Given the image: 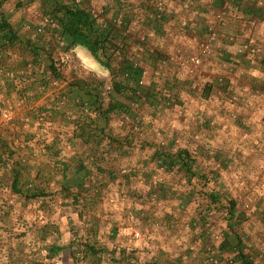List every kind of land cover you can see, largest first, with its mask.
Wrapping results in <instances>:
<instances>
[{
	"label": "crops",
	"instance_id": "0c3cea01",
	"mask_svg": "<svg viewBox=\"0 0 264 264\" xmlns=\"http://www.w3.org/2000/svg\"><path fill=\"white\" fill-rule=\"evenodd\" d=\"M127 1L124 18L132 37L126 55L135 59L143 71L150 75L144 83L150 89L158 88L156 81L159 75H153V69L164 57L163 53L174 48H181L187 54L194 53L197 40L205 36L210 23L216 24L225 36L220 41L224 49L215 50L197 75L186 83L185 91L188 89L190 92L193 91L190 87L197 81L203 84L204 95L200 98L201 101L195 104L192 101L184 102L183 106L167 110L168 113L165 114L169 120L166 128L176 124L172 127L176 129L175 134L181 130L179 134L183 143H179V146H190V150L198 151L204 148V153L213 155L209 156L210 162L217 166L218 179L224 185L231 184L232 192L240 203L236 201V210L241 204H251L253 215H245L243 218V222L249 226L247 233L238 229L239 221L242 220L240 211L233 230L238 232L245 245L248 242L253 244L252 252L260 253L262 259L259 264H264V63L261 60L264 57V0ZM158 10L163 11V19L160 21L154 18ZM132 12H135L133 19ZM140 17L144 18V24L137 23ZM106 19L114 21L115 18L108 15ZM122 29L116 28L119 38ZM141 34L160 44L162 53L156 55L159 58L148 55L145 45L138 47ZM246 35H253L261 48L255 59L249 54L236 52V45ZM137 56L141 57L139 61ZM101 67L104 72L99 75L105 81H110L109 70L102 65ZM162 75L164 80L165 73ZM176 87L171 85L169 88L175 92L178 89ZM177 91L181 92V89ZM77 95L80 97L79 93ZM231 97H234L233 101L230 100ZM62 98L67 99V94ZM152 98L154 96L149 97V101ZM141 100L145 103L147 101ZM111 117L119 124L111 127L113 132L123 135L133 132L130 116L122 113L121 116L112 114ZM144 117L142 131L153 132L152 127L156 125L153 121L156 119L152 117L153 124L149 128L146 125H150V116ZM201 123H204L203 132ZM194 124L196 130L193 129ZM200 132L201 137L196 138ZM173 134L174 131H170L167 138L173 140ZM184 135L191 140L184 142ZM129 148L128 144L123 147L126 152ZM167 150L170 151L164 147V151ZM130 161V157L124 159V162ZM142 162L148 163V160L144 158ZM156 170L154 168L151 171L154 173ZM147 176L145 179L150 178ZM159 187L162 191L165 185L159 182ZM83 188L85 189L72 187L71 193L67 194L61 192L58 186L55 195L49 193L41 197L40 226L34 240L28 238V233L25 232L2 243L0 264H72L74 260H78L76 251L79 250L83 253L79 259L83 264H104L105 260L106 264H204V248L212 245L209 243L211 238L206 239V234H203L205 228L191 224L189 212L181 211L179 207L171 206L162 211L152 201L141 203V199L129 196L141 192L139 189L147 188L143 179L138 184H133L130 175L107 177L104 180L99 175H85ZM176 190V197H180L181 193H177L178 188ZM105 193L111 194L114 200L116 197L117 201L124 199L117 203H101ZM60 199L64 206L58 204ZM86 216L85 223L81 218ZM224 225L228 228V223ZM136 230L140 232V237L133 236ZM83 231L87 238L85 244L79 246L72 235ZM222 241L223 238L220 242ZM29 242L36 248L30 249ZM227 252L233 253L235 264H241L234 251H223V254ZM210 261L216 264L212 259ZM218 264L223 262L219 261Z\"/></svg>",
	"mask_w": 264,
	"mask_h": 264
},
{
	"label": "rangeland",
	"instance_id": "374dc122",
	"mask_svg": "<svg viewBox=\"0 0 264 264\" xmlns=\"http://www.w3.org/2000/svg\"><path fill=\"white\" fill-rule=\"evenodd\" d=\"M22 1L24 5L22 10L16 5V0H9L3 11L9 18L10 23L18 30L22 39L26 40L30 38L33 25L37 23L45 12L42 11L44 7L41 6L38 0ZM106 3L107 0H89V5L92 9L102 10ZM128 10L130 11V9ZM102 12L104 11L102 10ZM125 12L123 9H120L119 16L124 15ZM107 13L109 16L112 14L109 12ZM134 13L132 12L131 14ZM139 15L143 16L141 14ZM131 18L133 19L134 16ZM137 23L139 25L144 24L140 23L138 20ZM39 37L46 46L49 44L47 41H53L54 45L52 44V46L56 56L61 57L63 53L68 52L71 54V57L70 61L66 62V65L61 68L63 78L56 81L52 80L54 77L49 74L45 62L42 63L40 70H37L36 75H31L32 77L29 78L27 74L29 73L28 66L30 65L25 69L21 62L23 57H29L24 44L16 43L6 50L7 58L3 60L5 64H3L0 69V139H5L6 143L10 145L12 152L10 156L11 160L8 163H2L0 161V245L6 243L9 239L12 240V238L19 237L22 235L21 233L25 234V232L28 233V238L34 240L36 230L40 226L41 214L39 209L42 206L40 202L41 197L26 199L22 195L12 193V167L15 166L18 170L19 184L22 188L35 190L38 189V187H43L48 190L50 194L55 195L56 189L58 188L55 181L60 178L57 168L60 167L59 161L64 159L71 166L76 165L79 161H84L89 165V176L95 177L99 175L103 180L107 177L123 176L124 174L121 172L122 167H135L136 171L131 175L133 184L134 182L138 184V181H142L143 179L147 188L145 190L138 188L141 192H135L129 196L141 199V203H150L152 201L153 205L162 211L166 208H171V206L179 207L181 211H188L189 215H191L189 216V222L195 226L201 225L204 227L205 229L202 231L203 234H206V239L211 238L209 242L212 244L211 247L208 248V246H206L203 252L204 264H212L210 260L218 258L216 257V250L218 247L220 248L221 243L218 238H223L222 232L227 229L224 225V223H227L226 207L230 199L238 203L239 201L235 197L236 195L234 192H232L233 189L231 184L225 183L224 185V183L218 179L219 172L217 166L213 164V162H210L209 156H213L212 154L209 155L204 153V148L198 151L196 149L190 150V146H187L189 149L184 146H179V143H183L182 137L179 134L181 130L179 129L180 131L178 130V134H175L176 129L172 127L174 125L176 126V124L166 128V126H168L169 117L165 114L168 113L167 110L170 108L177 107L178 105L183 106L184 102L188 103V101H192L194 104L200 102V98L204 95L202 92L203 84L197 81L198 83L196 82L194 86L192 85V87H190L191 90H193L192 92L188 89L185 91L187 82H173V78H171L172 71L170 69L165 73V78L163 80L162 72L159 71L160 65L157 64L153 69V75H159L156 81L158 88H156L152 94L154 98L150 101H146V103L142 101L141 106L143 122L145 120V115L150 116V125H146L147 127L151 128L150 126L153 124L152 117L156 119V121H153L156 124L152 127L153 132L145 133L141 129L138 136L134 134L132 139L128 138L127 140L132 142V145H129L130 148L126 152V150L123 149V147L127 145L125 135H118L117 131H112L111 133L115 136L116 143H114L115 145L110 143L111 145L109 144V146H107V155L105 156L107 159L103 160V164L100 166L104 172L102 170L99 171L95 163L96 160H98V158L94 157L95 153L83 144L82 140L76 136V132L74 131L78 129V121L85 119L84 113H86V110L81 108L82 100L77 95L79 90H77L75 86L77 81H89L91 78L104 79L99 75V73L104 72L102 70L103 68L89 50L83 46L78 45L75 48L76 54L75 52L73 53L72 50L64 49L63 45H59L57 33L54 31L46 30L39 35ZM148 38L147 35H145V41L143 42L140 41L139 36L138 41L140 44L138 47H140V45H145V49L148 50L147 53L149 55L153 53L150 52L149 46H153L152 44L156 42L151 39V37ZM129 41L130 38L125 39L124 52L128 50ZM43 55L42 60H44L45 57V54ZM137 58L138 61L141 59L140 56H137ZM149 58H151V56H149ZM42 76H44V79H42ZM145 76L144 83L150 75L148 76V73L145 72ZM159 79H161V83H159ZM166 79L173 83L172 85H176V88L181 89V92L177 91L178 89L172 92L170 88L166 86ZM64 94H67V99L65 100L62 98ZM82 97L84 99L87 98L83 94ZM104 103H106V101ZM86 107L88 109L89 106L87 105ZM173 111L176 112L177 110ZM4 112L7 113L8 116L3 115ZM143 122L141 123V127L144 124ZM99 124L101 125L102 123L99 122ZM201 124H203V132L204 123ZM107 125L108 127H113L119 124L117 120L111 119ZM193 129L196 130V124H194ZM170 131H174L172 135L174 139L171 138L173 140L167 138ZM94 133L98 132L96 131ZM155 133H157V135H155ZM94 135H97V139L94 141H102L100 134ZM201 135V132L198 133L196 138H200ZM184 136V142L191 140L186 135ZM176 138L181 141H176ZM162 141L166 144L165 149L168 148L170 152H175L180 148H184L191 154L195 159L193 168L194 175H186L178 165L168 164V167H164L161 163H157L153 155L155 150L157 148L159 149V143ZM114 152L118 153L117 157L114 156ZM129 157L131 161L124 162V159H128ZM144 158L148 160V163L142 162ZM154 168H157V170L153 173L151 170ZM151 173L152 175H150ZM146 176L150 178L145 179ZM103 182L106 185V182ZM159 182L165 185L162 191L160 190ZM173 187H176V189L178 188L179 191L177 193H181L180 197H176L175 194L177 190ZM136 189L137 187L134 188L135 191ZM211 193L216 194L218 199L215 201L211 199ZM111 196V194L105 193V195H103L104 198L102 197L101 199V203L105 201L110 202L109 198L113 200L110 203H117L124 199L120 198L117 201L115 195V200ZM251 198L254 199L255 197L251 196ZM247 200L248 199H246V201ZM248 201H250V199ZM251 201L253 202L254 200L251 199ZM58 204L60 206L65 205L61 199ZM245 209L246 204H241L238 206V211L236 210V212H242L240 216L242 220L239 221L240 225L238 229L240 232L246 234L249 226L246 222H243V218H245L247 213ZM81 219V221H85L86 223L87 216ZM236 221V218H232V222L236 223ZM85 223L83 224L85 225ZM25 226L27 228H24ZM207 231H209V233H207ZM79 238L80 240L76 242L79 246L84 245L87 238L85 234ZM218 241L220 242L219 244H217ZM28 245L30 249L36 248L31 242H29ZM251 249L252 250H248L245 247L246 253L253 251V247ZM3 250L2 247L1 251L3 252ZM76 253H80L81 256L83 254L81 250L76 251ZM45 255H47L46 250ZM224 255H230L234 258L232 252H227ZM218 261H221V259H218ZM75 262L76 260H74L72 264ZM106 262L105 260L104 264H106Z\"/></svg>",
	"mask_w": 264,
	"mask_h": 264
},
{
	"label": "trees",
	"instance_id": "16d2710c",
	"mask_svg": "<svg viewBox=\"0 0 264 264\" xmlns=\"http://www.w3.org/2000/svg\"><path fill=\"white\" fill-rule=\"evenodd\" d=\"M9 0H0V69L5 64L4 59L7 58L6 50L9 47L14 46L16 43L25 45L29 57H23L22 66L27 69L29 68V78L35 76L37 70H40L42 63L45 62L49 74L54 77L52 80L58 81L63 78L61 68L66 65L61 57L56 56L53 49V41L49 42L47 46L40 40L39 35L35 38L22 39L18 30L10 23L7 17L5 6ZM16 5L22 10L23 1L16 0ZM43 8L45 14L43 16L51 17L58 25V28L53 30L57 33V41L59 45H63L66 50H73L76 46L80 45L89 50L92 56L106 69L109 70L111 75V89L105 88L106 81L100 78H91L89 81H77L76 89L79 90L81 101V108L85 109V119L78 121L77 130H74L76 136L79 137L86 147H89L93 151L96 160V166L99 171L103 160H106L107 146L111 143L115 145L116 138L112 135V128L108 127V122L112 119V114H118L121 116L122 113L130 116L131 129L132 118L134 112L131 109V102L140 103L142 106L141 99L149 101V97L152 96V91L144 84H140L139 81L142 78L143 69L127 58L124 52L125 37L120 36L116 31V28H126V18L124 15L119 16L120 9L124 12L128 7L127 0H107L106 5L102 10V16L108 15L107 12L112 13L111 15L117 19L121 17L124 20L122 27L116 25L114 21H108L106 26H102L92 15V8H90L89 0H38ZM106 12V13H105ZM160 11H156L155 14ZM134 13V12H133ZM163 19V11H161ZM41 16V17H43ZM134 14L131 15L133 17ZM107 17V16H106ZM105 17V18H106ZM24 20L25 17L23 16ZM155 18V17H154ZM36 28V24L33 25V29ZM45 32V31H43ZM42 32V33H43ZM41 33V34H42ZM40 34V35H41ZM54 45V44H53ZM46 46V47H45ZM50 51H49V50ZM110 49L118 52L120 59L115 58L110 52ZM42 60V56H44ZM154 57L159 55L158 53H151ZM30 58V59H28ZM159 58V57H157ZM160 61V60H159ZM69 62V61H67ZM10 68V67H9ZM125 73L127 77H125ZM32 75V76H31ZM44 76H42V79ZM173 82L176 81L172 76ZM173 83L167 80L166 85L170 87ZM82 94L87 98H83ZM80 101V100H79ZM106 101V103H104ZM89 106L88 109L86 106ZM122 119V117H120ZM99 122L102 124L100 125ZM100 125V126H99ZM142 128V127H141ZM98 133H94V132ZM110 133V134H109ZM100 134L102 141H94L97 139V135ZM121 133H118V135ZM139 135V131L133 130V132H127L125 134V141L128 145H132V142L127 139ZM99 138V140H100ZM93 140V141H92ZM110 144V145H111ZM134 147V146H133ZM132 147V148H133ZM11 147L5 141L0 139V161L8 163L11 159ZM153 158L156 161H161L162 166L168 167L169 165H178L179 168L187 174L194 175L193 168L195 159L191 154L184 148H180L175 152L164 151V149L157 148L154 152ZM57 168L61 179L55 181L60 186L61 192L71 193L72 187L78 189L83 188L84 176L89 175V165L84 161H79L76 165L71 166L66 160L61 159ZM14 164V163H13ZM104 172V171H103ZM12 182L11 191L18 195H22L26 199H35L43 197L50 192L43 187H38L35 190H29L28 188H22L19 184V175L16 167H12ZM190 176V175H189ZM211 199L214 201L217 198L216 194H210ZM74 200L75 197L73 196ZM237 203L235 200L230 199L228 206L226 207V219L228 228L222 232L223 241L220 243V251H234L235 257L238 258L241 264H252L246 251L243 240L240 238L238 232L233 230L232 218H236L238 222L239 214L236 212Z\"/></svg>",
	"mask_w": 264,
	"mask_h": 264
},
{
	"label": "built area",
	"instance_id": "2783aa9c",
	"mask_svg": "<svg viewBox=\"0 0 264 264\" xmlns=\"http://www.w3.org/2000/svg\"><path fill=\"white\" fill-rule=\"evenodd\" d=\"M157 14H154V17L160 21V18L162 16L161 11ZM92 15L93 17L102 25L106 26L108 24V20L102 16V10L101 9H93L92 10ZM138 21L140 23L144 22V18L140 17L138 18ZM116 25H119L122 27L124 24V20L121 17H118L115 19ZM29 26V25H28ZM58 28L57 23L49 16H43L41 17L37 23H36V28L32 30L30 33V36L32 38L37 37L40 35L43 31L49 30L53 31ZM122 29V28H121ZM122 36L126 38H131L130 31L127 28L122 29ZM225 36H223L218 28V26L214 23H210L207 25V30L205 36H203L201 39H198L196 42V51L194 53L187 54L184 52L181 48H174L171 51H168L166 53H163L164 57L161 58V60L158 62L160 65V72L162 73H167V71L170 69L172 71V76L176 79L177 82H188L191 79H193L197 73L201 70V67L203 64L209 59L210 55L215 51H222L224 49L223 44L220 41H223ZM140 40L145 41V35L141 34L140 35ZM231 40V39H230ZM153 46H149L150 52L153 53H162L161 47L159 43H153ZM161 50V51H160ZM260 46L256 40V38L253 35H246L243 40L236 45V52L237 53H246L251 56L252 59H255L260 53ZM110 52L113 54L115 58H119L118 52L113 51V49H110ZM71 54L68 52H65L61 55V59L64 62L70 61ZM127 58L131 60L135 66H139V63L133 59L131 56L127 55ZM262 63H264V57L261 58ZM127 77V74L125 73L124 75ZM144 76H145V71L142 73V78L140 79L139 83L144 84ZM105 88L107 90L111 89V82L106 80V85ZM231 101L234 100V97L230 98ZM132 111L134 112V116L132 118V126L133 130L135 131H141V123L143 122V116L141 113V105L140 103L137 102H131L130 104ZM3 115L8 116L7 113H3ZM165 147V143L162 141L159 143V148L163 149ZM115 157L118 156L117 152L113 153ZM157 163H161V161L157 160ZM136 171V168L133 166L130 167H122L121 172L124 175H132L133 172ZM145 172V171H143ZM110 202L113 200L110 198ZM247 216H250L252 214V207L250 204H246V209ZM131 216V215H130ZM85 232H78L74 235H72V239L74 241H79L81 236H83ZM134 237H140V232L138 230L133 232ZM219 240L222 239V237L218 238ZM253 247V244L248 242L246 243V248L249 250H252L251 248ZM154 253L156 255V248H154ZM247 255L252 262V264H259L261 261V254L260 253H253L252 251L249 253L247 252ZM216 257L213 259L214 263L218 264V259H221L223 264H235L234 258L230 255H224L219 247L216 250ZM76 262L74 264H83L81 259V254L76 253Z\"/></svg>",
	"mask_w": 264,
	"mask_h": 264
}]
</instances>
